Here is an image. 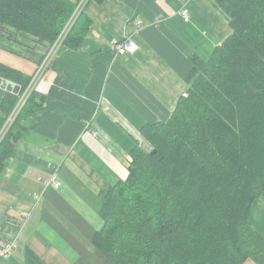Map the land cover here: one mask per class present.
<instances>
[{"label":"trees","instance_id":"16d2710c","mask_svg":"<svg viewBox=\"0 0 264 264\" xmlns=\"http://www.w3.org/2000/svg\"><path fill=\"white\" fill-rule=\"evenodd\" d=\"M209 1L231 34L190 55L187 90L170 117L142 125L147 147L135 140L125 179L88 197L102 225L76 264H243L258 254L249 216L264 201V0ZM80 2L0 0V28L50 45L63 35L76 48L92 26L87 2L73 16ZM0 77L20 86L0 100L1 174L25 132L21 120L45 97L31 90L19 104L32 77L2 63Z\"/></svg>","mask_w":264,"mask_h":264},{"label":"crops","instance_id":"0c3cea01","mask_svg":"<svg viewBox=\"0 0 264 264\" xmlns=\"http://www.w3.org/2000/svg\"><path fill=\"white\" fill-rule=\"evenodd\" d=\"M85 13L92 26L76 48L0 28V63L25 75L33 77L53 49L36 82L45 100L21 120L25 132L0 174V244L18 240L1 264H76L81 250L94 251L90 235L102 220L88 197L125 179L135 140L147 147L142 125L170 117L187 90L190 55H206L232 32L209 0L88 1ZM127 36L136 50L115 55L110 42ZM55 169L57 189L46 185ZM249 221L259 252L243 264H264L262 199Z\"/></svg>","mask_w":264,"mask_h":264},{"label":"built area","instance_id":"2783aa9c","mask_svg":"<svg viewBox=\"0 0 264 264\" xmlns=\"http://www.w3.org/2000/svg\"><path fill=\"white\" fill-rule=\"evenodd\" d=\"M84 5V2H80V4L78 5L75 13L73 14V16L76 15L78 9H80L81 6ZM179 16L181 17V19L184 22H188L189 21V9L186 6H183L180 10H179ZM141 23V21H137V25L139 26ZM63 35L60 36L59 40L57 39V41L53 44L56 45L57 43H60L61 39H62ZM111 51L115 54V55H121V54H125V53H133L136 50V42L134 41V39H132L130 36L124 37L123 39H114L110 42L109 45ZM52 52L53 49L51 48L49 51H47V53L45 54L44 58L40 61L35 74L32 77L31 83L27 89L26 92H24L22 94V96L19 99V104H22L24 102V100L26 99V97L28 96V94L30 93L31 90H39L40 84L39 86L37 85V78L38 76L42 73V70L44 69V67L47 65L48 61L50 60L51 56H52ZM13 118L12 117H8L2 131L6 130L9 125L11 124ZM57 170H52V174L51 177L48 181H46V185H51L54 188H59L60 186V181L57 178ZM41 199V195L40 193H34L33 194V202L34 205H37L40 202ZM23 218H26L28 216V213L23 212L21 213ZM0 264H1V260L8 258L13 251H15V249H17L18 247V240L17 238H13L11 240L8 241H2V243L0 244Z\"/></svg>","mask_w":264,"mask_h":264},{"label":"water","instance_id":"95a60500","mask_svg":"<svg viewBox=\"0 0 264 264\" xmlns=\"http://www.w3.org/2000/svg\"><path fill=\"white\" fill-rule=\"evenodd\" d=\"M0 87L6 91H10L14 94H18L20 90V86L16 83H13L7 79L0 77ZM154 153V152H152Z\"/></svg>","mask_w":264,"mask_h":264},{"label":"bare ground","instance_id":"6f19581e","mask_svg":"<svg viewBox=\"0 0 264 264\" xmlns=\"http://www.w3.org/2000/svg\"><path fill=\"white\" fill-rule=\"evenodd\" d=\"M82 2H84V4L87 2V0H81Z\"/></svg>","mask_w":264,"mask_h":264},{"label":"rangeland","instance_id":"374dc122","mask_svg":"<svg viewBox=\"0 0 264 264\" xmlns=\"http://www.w3.org/2000/svg\"><path fill=\"white\" fill-rule=\"evenodd\" d=\"M143 144L146 145V142L144 141ZM91 207H92V206H91ZM92 208H93V207H92ZM93 210H94V209H93ZM94 211H95V210H94ZM95 212H96V211H95Z\"/></svg>","mask_w":264,"mask_h":264}]
</instances>
